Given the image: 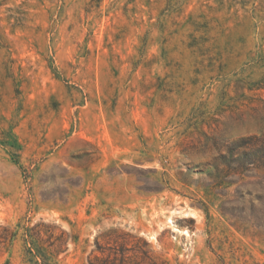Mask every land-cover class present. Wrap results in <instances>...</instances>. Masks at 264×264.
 <instances>
[{
	"label": "rangeland",
	"instance_id": "1",
	"mask_svg": "<svg viewBox=\"0 0 264 264\" xmlns=\"http://www.w3.org/2000/svg\"><path fill=\"white\" fill-rule=\"evenodd\" d=\"M264 0H0V264H264Z\"/></svg>",
	"mask_w": 264,
	"mask_h": 264
},
{
	"label": "trees",
	"instance_id": "2",
	"mask_svg": "<svg viewBox=\"0 0 264 264\" xmlns=\"http://www.w3.org/2000/svg\"><path fill=\"white\" fill-rule=\"evenodd\" d=\"M243 156V161H245L246 163H254L256 161H259L261 158L264 159V146H259L249 153L244 152Z\"/></svg>",
	"mask_w": 264,
	"mask_h": 264
}]
</instances>
